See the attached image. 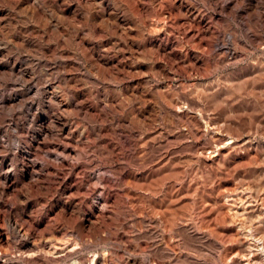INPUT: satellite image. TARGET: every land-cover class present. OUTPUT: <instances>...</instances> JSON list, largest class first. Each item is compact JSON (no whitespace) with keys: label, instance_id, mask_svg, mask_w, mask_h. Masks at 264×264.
<instances>
[{"label":"rangeland","instance_id":"obj_1","mask_svg":"<svg viewBox=\"0 0 264 264\" xmlns=\"http://www.w3.org/2000/svg\"><path fill=\"white\" fill-rule=\"evenodd\" d=\"M259 232L264 0H0V264H241Z\"/></svg>","mask_w":264,"mask_h":264},{"label":"bare ground","instance_id":"obj_2","mask_svg":"<svg viewBox=\"0 0 264 264\" xmlns=\"http://www.w3.org/2000/svg\"><path fill=\"white\" fill-rule=\"evenodd\" d=\"M175 101V100H174ZM175 103V102H174ZM174 106V105H173ZM176 106V103H175ZM199 133V132H198ZM197 134V133H196ZM235 196V195H232ZM231 196V198H232ZM228 198V197H227ZM235 198V197H234ZM233 199V198H232ZM239 199L240 196H239ZM237 201V200H235ZM233 201V202H235ZM239 201V200H238ZM241 203V202H240ZM235 204V203H233ZM240 205V204H238ZM246 206V205H245ZM235 207V206H234ZM257 207V206H256ZM237 208V207H236ZM233 209V208H232ZM237 210V209H236ZM231 212V210H230ZM235 214L237 213L236 211L234 212ZM233 214V212H232ZM238 214V213H237ZM236 216V215H235ZM234 216V217H235ZM243 216V215H242ZM259 221V220H258ZM257 221V222H258ZM262 222V221H261ZM237 223V222H236ZM244 224V223H243ZM242 224V225H243ZM258 224V223H257ZM259 225V224H258ZM239 228H240V223H239ZM260 228V227H259ZM263 228V226H262ZM241 229V228H240ZM261 229V228H260ZM259 229V230H260ZM252 231V230H251ZM254 230L253 232H255ZM242 232V231H241ZM248 232V231H246ZM247 239V245L244 247V249L240 253V258L242 263L241 264H264V234L262 232H259L257 234L253 233H244ZM243 235V234H242ZM246 242V241H245ZM239 251V252H240Z\"/></svg>","mask_w":264,"mask_h":264}]
</instances>
